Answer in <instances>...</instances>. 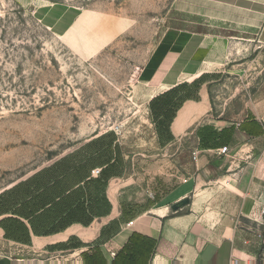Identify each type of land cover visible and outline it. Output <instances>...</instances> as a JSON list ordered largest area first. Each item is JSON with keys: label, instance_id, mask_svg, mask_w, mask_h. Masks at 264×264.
Returning a JSON list of instances; mask_svg holds the SVG:
<instances>
[{"label": "crops", "instance_id": "obj_1", "mask_svg": "<svg viewBox=\"0 0 264 264\" xmlns=\"http://www.w3.org/2000/svg\"><path fill=\"white\" fill-rule=\"evenodd\" d=\"M176 11L194 25L168 26L154 48L143 71L150 99L211 77L233 45L264 48V0H177ZM219 80L202 82L169 130L148 138L143 167L108 176L106 185L93 179L107 166L108 175L112 161L31 217L0 215V264H85L83 253L98 248L113 259L134 233L151 242L142 264H257L264 254V79L250 94L241 88V104L228 109L238 118L214 109ZM213 132L219 135L210 142ZM154 176L160 184L151 187Z\"/></svg>", "mask_w": 264, "mask_h": 264}, {"label": "rangeland", "instance_id": "obj_2", "mask_svg": "<svg viewBox=\"0 0 264 264\" xmlns=\"http://www.w3.org/2000/svg\"><path fill=\"white\" fill-rule=\"evenodd\" d=\"M176 7L177 0H0V215H31L112 161L110 178L143 167L148 138L206 80L220 79L211 91L218 114L238 116L228 109L241 104V88L250 94L264 79L256 44L233 45L211 77L150 99L143 71L154 48L168 26L194 25ZM154 179L151 187L160 184ZM101 258L114 259L84 260Z\"/></svg>", "mask_w": 264, "mask_h": 264}, {"label": "trees", "instance_id": "obj_3", "mask_svg": "<svg viewBox=\"0 0 264 264\" xmlns=\"http://www.w3.org/2000/svg\"><path fill=\"white\" fill-rule=\"evenodd\" d=\"M195 81L196 82H194L193 85L198 84L197 83L198 81L197 80H195ZM184 85L185 84H183V85H181V86L169 91L166 94L176 95L177 93H179V91H181L184 88ZM198 88H200V86H198ZM183 101H185V100L182 99L180 104H178L176 106L175 111H174V113L172 115V118L174 117L176 110L181 106ZM166 130H169V123L166 124L165 130L162 129V131H166ZM162 131H159L160 134H161ZM218 135H219L218 132L211 133V136L209 138L210 142L213 139L216 140ZM214 143H215V145H220L221 141H215ZM107 169H109L108 166H107ZM107 169H103L101 171L100 175H99L100 178L97 179V181H101L103 179L104 180L103 181L104 185L107 184V179L109 178L108 175H104V174H106ZM89 181H87L86 183H89ZM61 194H63V193H61ZM36 199L37 198H35L34 200H36ZM36 209H37V207L34 206V208H32V211L30 212L31 215H28V217H31L33 215V213L36 212ZM14 214H19V215L23 216V214H21L20 212H17V211ZM150 243L151 242H148V239H146L144 237H141V236H138L137 234L134 233L132 235V237L130 238V243L125 245V247L116 255V257L113 259V263L112 264H142L143 260L145 259L146 255H147L148 247L150 248ZM152 244H154L153 241H152ZM153 249H154V246H153ZM263 252H264V247H263L262 254H263ZM83 254H84V257L87 259L89 254L87 252H85ZM93 255L102 256L103 254H102L101 250L98 248V249H96V251L93 252ZM260 256H262V255H260ZM100 264H104V259L101 258Z\"/></svg>", "mask_w": 264, "mask_h": 264}, {"label": "built area", "instance_id": "obj_4", "mask_svg": "<svg viewBox=\"0 0 264 264\" xmlns=\"http://www.w3.org/2000/svg\"><path fill=\"white\" fill-rule=\"evenodd\" d=\"M229 150H230V149H229L228 146H224V147H222V148L220 149V152H221L222 154H226V153L229 152ZM194 158H195V159L197 158V152L194 153ZM99 171H100L99 169H96V170H94L93 172H94V173H99ZM231 264H240V262H239L238 259L234 258V259H232Z\"/></svg>", "mask_w": 264, "mask_h": 264}, {"label": "water", "instance_id": "obj_5", "mask_svg": "<svg viewBox=\"0 0 264 264\" xmlns=\"http://www.w3.org/2000/svg\"><path fill=\"white\" fill-rule=\"evenodd\" d=\"M187 203H189V200H188V199H185V200L183 201L182 204H183V205H186ZM178 208H179V205H175V206H174V209H175V210H177Z\"/></svg>", "mask_w": 264, "mask_h": 264}]
</instances>
